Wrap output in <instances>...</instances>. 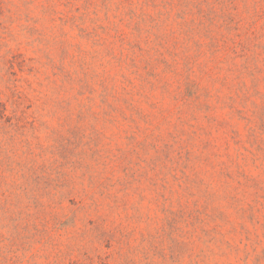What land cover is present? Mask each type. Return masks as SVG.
Wrapping results in <instances>:
<instances>
[{
    "label": "rangeland",
    "instance_id": "obj_1",
    "mask_svg": "<svg viewBox=\"0 0 264 264\" xmlns=\"http://www.w3.org/2000/svg\"><path fill=\"white\" fill-rule=\"evenodd\" d=\"M0 264H264V0H0Z\"/></svg>",
    "mask_w": 264,
    "mask_h": 264
}]
</instances>
